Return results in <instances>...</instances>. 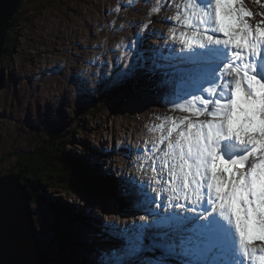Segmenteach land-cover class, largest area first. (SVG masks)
<instances>
[{
	"label": "snow or ice",
	"instance_id": "6c2138e0",
	"mask_svg": "<svg viewBox=\"0 0 264 264\" xmlns=\"http://www.w3.org/2000/svg\"><path fill=\"white\" fill-rule=\"evenodd\" d=\"M165 6L157 0L148 15ZM174 6L175 16L166 19L184 29L169 30L179 50L163 33V45L145 48L140 36L148 25H141L136 42L123 46L114 71L102 77V86L112 87L143 69L160 77L164 102L189 115L173 119L167 136L149 149L148 181L129 178L125 193L145 215L125 225L103 223L122 243L104 249L98 264H264V247L252 246L264 241V20L250 24L245 17L252 13L240 0H178ZM81 88L89 93L87 81ZM108 168L111 174V162ZM148 188L168 195L153 197ZM29 199L37 201L34 211ZM79 239L57 206L30 197L12 177L0 179L3 264H93L75 259Z\"/></svg>",
	"mask_w": 264,
	"mask_h": 264
},
{
	"label": "rangeland",
	"instance_id": "374dc122",
	"mask_svg": "<svg viewBox=\"0 0 264 264\" xmlns=\"http://www.w3.org/2000/svg\"><path fill=\"white\" fill-rule=\"evenodd\" d=\"M175 1L164 0V3L171 6ZM247 1L257 11L264 12V0ZM156 2L137 0L134 8L114 13L112 10L127 0H25L8 31L12 35L14 53L0 61V175L21 158L20 152L31 150L53 130L63 131L74 144H67L65 149L95 167L97 178L100 177L98 186L101 184L110 190L101 194L118 192L125 204L133 203L128 210H122L119 202L108 194L89 196L90 193L75 186L63 190L39 184L34 189L47 203L57 206L60 215L67 219L70 215L73 217L70 221L77 226L80 236L75 259L83 262L98 264L104 249L122 243V238L103 230L105 220L123 225L145 215L137 206V198L125 193V185L129 178L146 181L151 170L147 164L151 162L149 149L167 136L173 119L189 115L165 103L166 90L159 87L160 77L145 70L146 74L142 73L143 69L137 70L127 82L102 86V77L114 71L115 57L122 55L123 46L136 42L141 25L147 24L148 30L156 27L159 30H150V33H163L167 43L177 50L181 47L178 39L169 38V30L176 27L179 33L184 29L179 28L174 19L163 20L162 12H166V7L158 18L160 23H155V13L148 15ZM175 13L176 9L170 11L167 18L174 17ZM147 29L140 36L145 48L166 42L161 36L144 39ZM123 59L131 62L130 57ZM106 62L112 67H105ZM83 81H87L88 94L82 92ZM134 88L136 95L132 94ZM146 92L148 96L143 95ZM103 93L109 99L106 105L99 104ZM173 136L174 139L175 134ZM138 149L145 154L146 164L141 163ZM110 162L113 176L107 172ZM116 176L122 180L119 187L112 190L110 185L114 184L109 177ZM152 187L160 188L156 184ZM147 191L153 197L168 195L152 192L151 188ZM30 202V209L34 211L37 201ZM100 211H103L102 216ZM252 246L264 247V241H252Z\"/></svg>",
	"mask_w": 264,
	"mask_h": 264
},
{
	"label": "trees",
	"instance_id": "16d2710c",
	"mask_svg": "<svg viewBox=\"0 0 264 264\" xmlns=\"http://www.w3.org/2000/svg\"><path fill=\"white\" fill-rule=\"evenodd\" d=\"M11 53H14V43L12 35L8 33L3 45L0 60L5 55L7 56ZM107 100H109L108 96L101 94L99 104L102 103L106 105ZM111 103H113V100ZM67 144L68 146L74 145L70 137L64 136L63 131L59 132L53 130L47 138L41 143L36 144L31 150L20 152L21 158H19L11 168H8V171L13 170L20 176L21 181L27 186L31 196L35 194V190L38 188L39 184L48 185V187L63 188V190L75 186L81 191L90 193L87 194L89 196H92V194L106 196L108 193H106V195L105 193L99 194L100 191L108 192L110 190L107 187L104 188V185L103 187L98 186L99 181L97 179H100L99 177L97 178L98 170L87 164L81 157H75L67 151L65 149ZM103 178L106 179L105 177ZM109 178V180H112L115 188L119 187L120 183L117 178ZM75 182H80L81 184H76ZM116 195L109 193L108 197L118 200V207H120V209L125 210L126 208V210H128L127 208L133 205V203L129 201L125 204L118 192H116ZM68 219H73V217L70 215Z\"/></svg>",
	"mask_w": 264,
	"mask_h": 264
},
{
	"label": "water",
	"instance_id": "95a60500",
	"mask_svg": "<svg viewBox=\"0 0 264 264\" xmlns=\"http://www.w3.org/2000/svg\"><path fill=\"white\" fill-rule=\"evenodd\" d=\"M23 0H0V54L2 52V47L4 44V37L6 30H8L12 24L8 20L12 19L14 16V13L19 5V3ZM1 56V55H0ZM4 177H12L15 182L20 185L22 188H24L25 192L31 197V194L29 193L26 185L21 181L19 175L15 173L13 170H9L4 175H0V179ZM30 200L27 201V208L28 210L31 211L30 209ZM33 220L34 217H31ZM0 264H3V258H0Z\"/></svg>",
	"mask_w": 264,
	"mask_h": 264
},
{
	"label": "bare ground",
	"instance_id": "6f19581e",
	"mask_svg": "<svg viewBox=\"0 0 264 264\" xmlns=\"http://www.w3.org/2000/svg\"><path fill=\"white\" fill-rule=\"evenodd\" d=\"M25 0H23V1H21L20 3H19V5H18V7H17V9H16V11H15V13H14V16H15V14L18 12V10H19V8H20V6L22 5V3L24 2ZM18 14V13H17ZM14 16H13V18H14ZM254 14H252L251 16H246L245 18L248 20V22H249V20L250 21H253L254 20ZM19 17V16H18ZM13 18L12 19H10V20H8V23L10 22L11 24H12V26H13ZM11 26V27H12ZM11 27L8 29V30H6V33H5V36H7L8 35V31L11 29ZM5 39H6V37H4V42H5ZM179 43V42H178ZM4 45V44H3ZM180 45V44H179ZM181 46V45H180ZM2 49H3V47H2ZM0 55H2V52H1V54ZM0 58H1V56H0ZM1 61V60H0ZM63 64V63H62ZM0 66H1V64H0ZM148 94L149 93H143V95H145V96H148ZM174 137V136H173ZM161 139H159L157 142H156V144H159V141H160ZM166 143V142H165ZM160 147H164V145L163 144H160ZM157 155H159V153H157ZM140 161H141V163H144V164H146V162L143 160V158L141 157L140 158ZM35 162V161H34ZM251 162V161H250ZM37 164V163H36ZM33 166V165H32ZM42 169V168H41ZM150 174H152L151 173V170H150V172H149V176H150ZM149 176L148 177H146V181L145 182H147L148 181V179H149ZM100 178V177H99ZM110 182V181H109ZM154 185V184H153ZM45 186V185H44ZM99 186L101 187L102 185L101 184H99ZM111 187H112V189L113 188H115V186L114 185H110ZM27 187V186H26ZM103 187V186H102ZM50 188H57V187H50ZM102 189V188H101ZM97 192H98V190H97ZM103 192V191H102ZM101 193V191L99 192V194ZM105 193V195H106V192H104ZM109 194V193H108ZM114 194V193H113ZM159 195V194H158ZM115 201V200H114ZM116 202H118V200H116ZM105 221H108V222H110L109 220H105ZM118 222V221H117ZM119 223V222H118ZM128 223H131L130 221H126V222H124L123 223V225H125V224H128ZM120 224V223H119ZM259 242V241H258ZM261 246V245H260ZM246 264H247V262H246Z\"/></svg>",
	"mask_w": 264,
	"mask_h": 264
}]
</instances>
